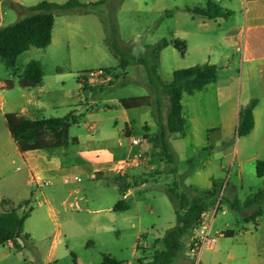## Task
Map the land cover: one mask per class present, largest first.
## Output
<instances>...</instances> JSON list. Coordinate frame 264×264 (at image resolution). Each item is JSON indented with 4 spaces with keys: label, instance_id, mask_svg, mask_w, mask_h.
I'll list each match as a JSON object with an SVG mask.
<instances>
[{
    "label": "rangeland",
    "instance_id": "rangeland-1",
    "mask_svg": "<svg viewBox=\"0 0 264 264\" xmlns=\"http://www.w3.org/2000/svg\"><path fill=\"white\" fill-rule=\"evenodd\" d=\"M1 1L0 25L4 28L28 16L29 7L43 1L63 4L68 0H21L24 7ZM211 5L230 11L232 16L224 21L210 20L193 12L206 10ZM243 10L241 0H112L98 9L108 38L107 46L100 45L101 50L74 52L75 63L69 59L66 49L53 52L32 48L18 58L17 68L21 71L31 61H39L45 81L52 84V96H57L52 102L71 105L51 110L45 117L63 118L73 113L78 120L92 123L105 119L111 124L119 112L105 111V108L118 99L148 97L149 106L132 110L131 115L136 135L144 134L149 144L151 138L159 134V126L166 124L169 109L168 98L158 94L152 83L159 80L169 84L175 71L204 64H215L218 78L205 90L183 96L186 134L169 136L174 163H168L161 147L151 144L144 155L147 164L143 174L134 178L120 175L113 179L120 187L133 189L131 195L129 189L126 190V200V195L123 197V192L115 185L106 186L103 196L95 181L82 178L79 186L85 187L83 194L88 201L80 202L82 211L63 206V200L59 199L51 201L50 206H38V202H43L41 191L32 186L37 199L33 200V211L24 226L31 238L21 249L0 247V264H46L53 251L58 260L55 264H76L75 257L85 264H101L103 255H111L125 264H151L155 254L165 250L163 237L176 226L168 189L175 186L192 201L199 193L211 190L213 183L219 186L218 194L214 198L200 196L202 203L208 206L205 220L210 226V236L217 237L219 254L206 248L198 264H245L249 252L262 253L264 200L250 207L245 202L264 188V179L256 175V162L264 161V148L260 147L264 137V61L247 63L241 46L237 50L238 46L226 44L231 30L242 24ZM61 15L65 14L57 16ZM92 40L96 45L95 36ZM163 40L182 42L185 53L173 45L157 53V45ZM121 63L126 65L124 69L104 71L97 81L81 77L83 90L79 88L78 76L82 72L101 67L118 68ZM6 70L0 62V72L4 75ZM56 74L64 75L63 83L53 84ZM12 78L18 81L17 77ZM70 94L72 97L61 99ZM93 99L96 104L90 105ZM253 100L257 101L255 135L238 137L239 113ZM80 133L87 134L86 130L75 126L70 130L71 136ZM16 175L12 173L0 179V195L12 192L10 184L23 181ZM41 190L49 195L53 187ZM119 200H124L129 208L116 213L113 223L107 212L109 201L116 204ZM235 201L238 205L234 208ZM68 202H74V198H69ZM100 209L97 214L89 212ZM253 213L260 215L257 223H246L245 217ZM76 224L84 226L86 233ZM103 226L113 227L120 233L105 234L99 228ZM228 232H233V236L227 237ZM186 242L187 238L184 252L173 264H195L187 254ZM229 255L237 260L231 261ZM261 262H264L262 254L258 257V263Z\"/></svg>",
    "mask_w": 264,
    "mask_h": 264
},
{
    "label": "crops",
    "instance_id": "crops-1",
    "mask_svg": "<svg viewBox=\"0 0 264 264\" xmlns=\"http://www.w3.org/2000/svg\"><path fill=\"white\" fill-rule=\"evenodd\" d=\"M5 1L6 0H2L1 3ZM8 1L17 3L21 7H24L20 3L21 0ZM241 1L244 8L242 12V24L231 30L230 35L226 39V44H234L238 46L237 50H240L241 46L242 53L246 55L247 63H255L258 60L264 61V55H261L260 53L264 52V0ZM224 10L228 11L226 9H223V11ZM230 16H232V14L228 17ZM234 17H236V14ZM218 19L224 21L226 18ZM93 36L97 39L96 45L92 42ZM100 45L107 46L106 30L101 17L96 13L82 14L75 12L57 16L55 18L51 44L42 50L52 49L53 52H57L58 50L66 49L69 54V59L75 63L76 59L74 52H83V50L91 51L92 49L99 51L101 50ZM28 51H30V49ZM36 62L41 65L43 77L41 84L35 88L22 87L21 81L24 70L21 71L18 69L17 65L14 69H8L5 67L7 69L6 71H8L6 72L7 74L3 75V73L0 72V179H5L8 174L13 173L17 174L16 177L18 179L23 180L21 183L16 182V184H10L8 187L12 192H9L8 195H0V212L9 209L12 205L16 207L21 202L27 200L31 202L29 207H32L33 200L37 199L32 186L37 187L41 191L39 195L43 199V202H38V206H42L43 204L50 206L51 201L59 199L63 200V206L68 205L70 208H72V205L75 203L78 205L80 202L88 203L83 194L85 187L79 186V184L83 182L82 178H86V180L90 182L95 181L97 185H99L97 186L98 191H100L103 196L105 194V187L111 184L115 185L120 189V191H122L120 185L115 183L113 179L120 177V175L122 177L126 176L134 178L143 174V169L145 168L144 165L147 164L144 155L151 147V144H149L145 139L144 134L136 135L135 133V129L133 127L135 120L131 115V112L136 109H124L120 105V101L122 99H118L112 103L111 106L105 108V111L111 109L110 111L119 112V114L112 119L111 124H108L105 119L92 123L78 120L73 126L86 130L87 134L83 135L80 133L77 136L70 135V140L75 139L77 140L76 143H71L66 148L55 150L36 151L27 154H22L20 152L9 131L5 119L6 114L15 113L29 120L42 118L49 119L56 118L45 117V115L49 114L51 110L64 106H71L70 104L58 105L52 102V100L55 101L57 99V96L56 94L52 96V84L45 81L46 76L43 66L39 61ZM116 68L117 67H101L84 71L81 74L89 71ZM11 75L12 77H17L18 81H14ZM63 79V74H56L53 84L63 83ZM78 86L81 90H83L79 78ZM67 95H63L61 99L72 97L71 94L70 96ZM79 102L81 103L82 100L79 99ZM89 104H96V100L93 99ZM91 109L94 111L93 108ZM254 119V129L246 137H254L255 135L256 107L254 109ZM149 132H151V130ZM133 138L142 139V143L139 146L132 145L131 139ZM260 147L264 148V137ZM238 153L239 152L237 151V155ZM139 155L141 158L138 160V163L133 166L130 165L132 161L137 160ZM256 158L257 157H255V159ZM221 169L223 170L222 167ZM71 178H73V180ZM45 182H48L49 185L44 186L43 184ZM104 183H106L105 186L102 185ZM75 185L76 187H74ZM51 186L53 187V190L49 195L42 192L41 189L43 187ZM14 191H17V193ZM128 194H133V189H129ZM125 195L126 200L127 194L123 193L122 196L124 197ZM72 197L74 198V202L69 203L68 200ZM3 200H7L10 205L2 206L1 202ZM116 204L109 201V207L107 209L113 223L115 222L116 213L126 211L129 208L125 204L127 207L125 210L115 211L114 207ZM82 210L83 209L81 208V210L76 211ZM50 211L54 212V209L50 207ZM101 211V209L96 211L89 210V212H95V214L100 213ZM21 212L22 210L20 213ZM257 221L258 220L255 222L257 223ZM76 226L83 233H86V228H84V226H78V224H76ZM88 226L92 229L91 224ZM94 227H97V224L94 225ZM99 228L100 231H103L105 234L117 235L120 233L119 230L109 226ZM25 234L29 236L26 241L28 242L31 236L27 232H25ZM6 245L15 249L13 244ZM210 249L216 250V245ZM216 251L217 254H219V251ZM249 254L250 256L246 259L245 264H264V262L258 263V257L260 254L264 255V249L260 254L253 252H249ZM229 258L233 262L237 260V258L233 255H229ZM57 262L58 260L56 259L55 252L53 251L49 255L46 264H55ZM75 262L76 264H85L82 263L78 257H75Z\"/></svg>",
    "mask_w": 264,
    "mask_h": 264
},
{
    "label": "trees",
    "instance_id": "trees-1",
    "mask_svg": "<svg viewBox=\"0 0 264 264\" xmlns=\"http://www.w3.org/2000/svg\"><path fill=\"white\" fill-rule=\"evenodd\" d=\"M111 1L87 3L80 0H68L63 4L43 1L35 6L29 7L28 12L30 14L28 16L7 27H0V62L6 68L14 69L17 65L18 58L29 49L47 48L52 41L53 26L57 15L76 12L82 14L96 13L101 17L98 9L110 4ZM193 12L210 20L227 18L232 14L230 11H223L221 7L216 5H211L206 10L196 9ZM169 45H173L182 54L185 53V45L178 40L171 42L163 40L157 45V53ZM109 47L112 53L118 58L113 48L111 46ZM125 67L126 65L121 63L116 69H124ZM113 70L115 69L104 71L112 72ZM42 77L41 65L36 61H31L24 68L21 85L25 88H35L41 84ZM173 77V81L169 84H163L159 80L151 84L158 94L168 98L169 109L166 124L159 126V134L151 138L150 143L153 146L161 147L169 164L174 163L169 136H185L186 134V122L183 117V96H193L205 90L209 85L216 83L218 68L213 64L198 65L175 71ZM120 105L126 110H132L148 107L149 101L148 97L125 98L120 101ZM256 105L257 101L253 100L240 111L237 130L238 137H246L254 129V109ZM5 119L12 138L22 154L66 148L71 143L77 142L75 139L70 140V129L78 121V118L73 113H70L64 118H42L35 120H29L18 114L9 113L5 115ZM256 175L258 178L264 179V161L262 160L256 162ZM121 188L123 193L129 189L128 186H122ZM218 188V184L213 183L211 190L199 194L208 198H214L218 194ZM167 194L175 209L176 226L169 230L163 237L162 242L165 250L155 254L151 264H173V261L185 250V239L191 236L192 230L202 223V216L208 209V206L202 203V197L200 195L190 201L175 186L168 189ZM263 200L264 188L249 196L245 205L250 207ZM30 204L31 202L28 200L23 201L16 207L12 205L8 210L0 212V246L11 242L16 249H21L22 246L19 240L26 243L29 236L25 234L24 226L33 211V208L29 207ZM1 205L10 204L7 200H3ZM237 205L238 203L235 201L233 204L234 208ZM126 208L124 200L119 201L114 207L115 211H123ZM21 210L22 212L20 213ZM258 216L260 215L253 213L245 217V222H255ZM225 235L232 237L233 232H228ZM101 264L125 263L111 255H103Z\"/></svg>",
    "mask_w": 264,
    "mask_h": 264
},
{
    "label": "built area",
    "instance_id": "built-area-1",
    "mask_svg": "<svg viewBox=\"0 0 264 264\" xmlns=\"http://www.w3.org/2000/svg\"><path fill=\"white\" fill-rule=\"evenodd\" d=\"M104 74V70H95V71H89L86 73H83L79 75V80L82 82L81 77L87 78L90 82L97 81L98 79L102 78ZM131 143L134 146H139L142 143V139L140 138H133L131 139ZM141 158L139 155L136 161H132L130 165H136L138 163V160ZM44 186H48L49 183L45 182L43 184ZM72 208L75 210H81L80 206L75 203L72 205ZM206 214H203L202 216V223L195 227L192 230L191 236L187 238L186 242V249L188 256L194 260L195 264L199 263V258L202 253V251L206 248H213L217 244V237H211L209 230L210 226H208L207 221L205 220ZM8 244H13L9 242Z\"/></svg>",
    "mask_w": 264,
    "mask_h": 264
},
{
    "label": "water",
    "instance_id": "water-1",
    "mask_svg": "<svg viewBox=\"0 0 264 264\" xmlns=\"http://www.w3.org/2000/svg\"><path fill=\"white\" fill-rule=\"evenodd\" d=\"M19 243L21 244V246H25V243L22 240H19Z\"/></svg>",
    "mask_w": 264,
    "mask_h": 264
}]
</instances>
